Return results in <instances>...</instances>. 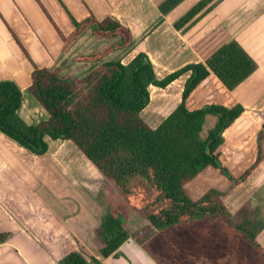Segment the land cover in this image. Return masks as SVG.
I'll return each instance as SVG.
<instances>
[{"label":"trees","instance_id":"trees-1","mask_svg":"<svg viewBox=\"0 0 264 264\" xmlns=\"http://www.w3.org/2000/svg\"><path fill=\"white\" fill-rule=\"evenodd\" d=\"M35 1L64 48L86 29L98 40L109 42L100 53L80 57L78 61L99 62L132 45L130 31L120 23L110 18L99 21L93 16L77 22L58 1L73 27L72 35L64 37L39 0ZM184 1L165 0L159 11L166 16ZM221 1L200 0L174 23V29H184ZM10 33L33 66L28 92L49 119L38 125H27L18 115L22 102L20 88L13 81H0L2 135L35 156L47 153L46 138L71 142L133 211L139 215L147 213L144 218L151 230L149 237L163 241V246L165 241L172 248H181L195 229L206 230L216 239L230 232L235 240H245L250 248L247 255L227 257L226 264H230L229 258L239 259L242 264H264L260 244L264 225L256 228L252 221L238 222L224 206L226 195L218 190L210 189L196 201L185 192V187L206 169L216 170L231 185L240 186L264 163V120L256 134L255 161L243 175L232 178L221 162L227 148L224 132L244 112L230 93L258 68L238 42L216 29L196 47L202 63L187 65L162 80L156 78L153 64L143 53L126 65L119 60L105 62L78 80L37 68L15 34L11 30ZM186 74L189 78L180 104L156 129L149 128L141 113L150 102V87L165 89ZM210 86L220 92L221 101L197 104L194 95ZM208 117L215 118V123L204 135ZM135 179L144 180L152 196L148 189L136 188L132 184ZM8 237L0 234V245ZM129 239L134 238L115 215H110L94 233L92 245L102 260H106L117 256ZM163 255L171 264H179L175 256L165 252ZM201 255L206 257L197 250L189 252L190 264L201 263L205 259ZM58 264H101V261L78 243V249Z\"/></svg>","mask_w":264,"mask_h":264},{"label":"crops","instance_id":"crops-1","mask_svg":"<svg viewBox=\"0 0 264 264\" xmlns=\"http://www.w3.org/2000/svg\"><path fill=\"white\" fill-rule=\"evenodd\" d=\"M58 1L77 22L90 16L99 21L110 18L128 29L133 42L124 49L128 56L121 60L122 64L143 53L153 64L158 80L187 65L202 63L197 45L216 29L226 32L258 68L230 93L244 112L224 132V138L231 131L248 133V127L252 128V135L245 142L242 135L236 136L239 147L227 151L232 161L225 162V154L221 162L227 168L236 167L235 159L246 150H255L256 134L264 120V0H222L180 31L174 29V23L200 0H185L166 16L159 11L165 0H39L64 37H70L73 27ZM31 2L48 24L36 18ZM10 30L37 68L57 71L63 77L82 80L98 70L96 64L110 61H78L80 57L92 55L94 48L100 46L90 29L64 48L35 0H0V81H13L20 88L22 102L18 115L27 125L45 122L49 115L28 92L33 66ZM188 78L189 74L183 75L165 89L151 86L149 104L153 94L155 102L162 103L164 99L166 102L168 98L172 108L166 110L167 118L180 104ZM213 90V86L204 90L208 94L205 98ZM144 110L141 118L149 128L156 129L159 124H152L150 116L143 118ZM46 142L47 153L35 156L0 133V234L9 235L0 245V264H58L78 249V243L88 248L101 264H143L138 248L129 240L119 249L118 257L102 260L92 245V238L102 221L115 214V206L119 204L114 198L119 194L71 142L49 138ZM201 181L205 182V178ZM263 187L264 163L243 184L224 193L227 197L224 206L235 216L247 205V199L260 194ZM260 237H263L260 244L264 250V232Z\"/></svg>","mask_w":264,"mask_h":264},{"label":"rangeland","instance_id":"rangeland-1","mask_svg":"<svg viewBox=\"0 0 264 264\" xmlns=\"http://www.w3.org/2000/svg\"><path fill=\"white\" fill-rule=\"evenodd\" d=\"M33 5V9L35 11L36 18L41 21L42 23L48 24L45 17L39 10V8L31 2ZM206 14V13H205ZM204 16L202 14L200 17ZM199 17V18H200ZM100 43H98L100 46L98 48H94L96 50L93 51L92 54H98L101 51H103V47L106 45H109V42L105 40H99ZM99 51V52H98ZM126 56H128V53L125 52V50L118 51L116 53L110 54L109 56L102 58L99 62L104 61L105 59H109L110 61L126 59ZM99 65L98 69L100 68V64H96L95 66ZM95 68V67H94ZM62 78H67L59 75ZM70 77V76H68ZM72 78V77H71ZM73 79V78H72ZM206 90V89H205ZM208 94L206 91H199L194 95V101L197 102L199 105H205L208 103L213 102H219L221 101V95L220 92L216 89L213 90V92L210 94V97L205 98ZM152 104H148V106L145 108L143 112V118L150 116L153 121L152 124H156V126L161 123V121L165 120V116L167 114L166 110L170 107L168 105L169 99L167 98V101L165 102V99L161 103V100L156 101V95H152ZM155 102V103H154ZM170 104V103H169ZM172 107H170L169 111ZM161 109H163L161 111ZM165 110V114H162V112ZM165 118V119H164ZM143 120V119H142ZM215 118L208 117L206 119L203 134L205 135L214 125ZM158 125V126H159ZM157 126V127H158ZM248 133H246L244 130H237V131H231L226 134L225 141L227 143V148L223 152L222 155H225L224 161L225 162H231L232 159L229 158L230 155L227 153V151H234L235 148L239 147L240 142H238V139H236V136L242 135L243 136V142L247 141L249 137L252 135V128L249 130ZM256 129V126L254 127ZM245 136V138H244ZM233 137H235L234 140ZM244 154L240 155L236 161L237 165L232 167H226V170L228 171L229 175L232 178H239L241 175L244 174V172L250 167V165L255 161L256 158V147L255 150H246L243 152ZM250 153L252 156H250ZM223 164V163H222ZM224 165V164H223ZM205 178V182L201 181ZM207 178V179H206ZM136 188H144L148 189L149 196H152L151 190L147 187V184L142 179H135L132 183ZM234 185H231V182L218 174L217 171L206 169L203 171L201 177L196 180V182L191 183L186 187V192L189 197L193 201H196L200 199L205 193L208 192L210 189L219 190L223 193L228 192L231 188H233ZM264 193V187L262 188L260 194L262 195ZM255 195L251 199H247V205L242 206L238 212L235 214V217L238 219V222L245 223V221H252L253 224L256 225V228L260 227L261 225H264V196ZM114 202L118 203V205L115 206V216L119 218L120 221L123 222L125 229L129 232V235L132 238H135L134 240L138 242L141 247L143 248L142 244L148 249L147 253L154 259V261L157 264H171L163 253L170 256H175L176 261L179 262V264H190V261L188 260V253L192 250H197L200 252V254H204L206 257L202 260L199 264H226L224 262L227 257H240L241 254L247 255L249 250V245L246 244L244 241L235 240V236L228 232L226 235H220L219 239H216V237H212L209 232L206 230L199 231L195 229L191 232V237L187 239V242L182 246L181 248L175 247L172 248L169 244V242H165V247L162 245L163 241H157L149 237V233L151 232L147 222L145 221V215L147 213H144V215H139L135 211L132 210V208L129 209L128 203L122 196H116L114 198ZM234 204V203H233ZM241 205V204H240ZM123 211V212H121ZM117 214V215H116ZM178 235V234H177ZM234 238V239H233ZM166 239V238H165ZM233 239V240H232ZM154 241V242H153ZM171 247V248H170ZM144 249V248H143ZM145 250V249H144ZM166 250V251H165ZM146 251V250H145ZM177 253H174V252ZM240 255V256H239ZM223 260V261H221ZM231 262L230 264H242V261L236 258H229ZM258 264V263H257Z\"/></svg>","mask_w":264,"mask_h":264},{"label":"water","instance_id":"water-1","mask_svg":"<svg viewBox=\"0 0 264 264\" xmlns=\"http://www.w3.org/2000/svg\"><path fill=\"white\" fill-rule=\"evenodd\" d=\"M129 243L138 248L142 256L141 261L143 264H157L154 259L134 239H129Z\"/></svg>","mask_w":264,"mask_h":264},{"label":"flooded vegetation","instance_id":"flooded-vegetation-1","mask_svg":"<svg viewBox=\"0 0 264 264\" xmlns=\"http://www.w3.org/2000/svg\"><path fill=\"white\" fill-rule=\"evenodd\" d=\"M119 219V218H118ZM122 222V221H121ZM122 224H123V222H122ZM124 225V224H123ZM135 239V238H134ZM119 255H117V256H114V257H118Z\"/></svg>","mask_w":264,"mask_h":264}]
</instances>
